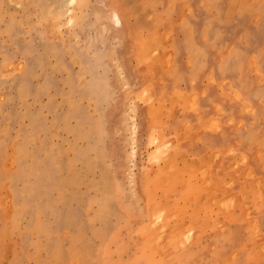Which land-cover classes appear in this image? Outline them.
<instances>
[{
	"label": "rangeland",
	"instance_id": "1",
	"mask_svg": "<svg viewBox=\"0 0 264 264\" xmlns=\"http://www.w3.org/2000/svg\"><path fill=\"white\" fill-rule=\"evenodd\" d=\"M69 7L0 0V264H264V0Z\"/></svg>",
	"mask_w": 264,
	"mask_h": 264
},
{
	"label": "crops",
	"instance_id": "2",
	"mask_svg": "<svg viewBox=\"0 0 264 264\" xmlns=\"http://www.w3.org/2000/svg\"><path fill=\"white\" fill-rule=\"evenodd\" d=\"M215 87L211 88V87H207L205 88L206 90V96L203 98H199L198 99V104H199V108H201L202 111V117L203 119L206 118H212V117H216V114L214 113V107L210 104L211 101H216V93H215ZM201 89V85L197 84L196 85V90L199 91ZM204 88H202L201 91H203ZM209 103V104H208ZM226 107V106H224ZM206 109V110H204ZM225 117H222L219 119V125H220V131L217 133L215 131H213L212 129L206 130V131H202L201 133V138L203 139L202 141L203 146L197 145L194 146V152L196 154L201 155L202 153H205V149L208 148L210 150H220L221 152H223V150L226 148L225 144H232L236 139H238L239 137H244V136H249L251 134L246 133V131L244 130H240L239 134H236L235 132H233V128L225 125V121H224ZM233 119L235 121H237L238 116H234ZM192 120L194 121V118L192 117ZM215 129V128H214ZM251 129L250 131L253 132V130L256 131V135L259 134L263 129L264 126L258 125L255 128H249ZM201 132V131H199ZM243 151L246 150V146L245 145H241V147L239 148ZM212 170L216 169L215 163L214 166L211 167ZM256 169L258 171V173L263 177L264 173L262 172V170L264 169V163H257L256 164ZM258 221L260 226L262 227L263 231H264V209L258 212ZM244 227L242 225H237V224H232L229 225V233L231 234H242Z\"/></svg>",
	"mask_w": 264,
	"mask_h": 264
},
{
	"label": "bare ground",
	"instance_id": "3",
	"mask_svg": "<svg viewBox=\"0 0 264 264\" xmlns=\"http://www.w3.org/2000/svg\"><path fill=\"white\" fill-rule=\"evenodd\" d=\"M75 1H76V0H66V5H68V6L71 7V6H73V5L75 4ZM70 7H69V8H70ZM68 12L71 13V8L68 9ZM71 20H72V18L70 17V18H69V21H71ZM116 21H117V20H116ZM159 149H160V148H159ZM164 149H165V148H164Z\"/></svg>",
	"mask_w": 264,
	"mask_h": 264
}]
</instances>
